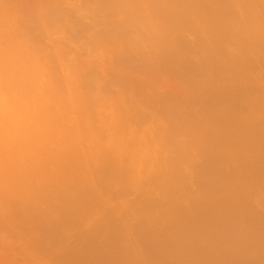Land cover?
I'll return each instance as SVG.
<instances>
[{
	"label": "bare ground",
	"instance_id": "6f19581e",
	"mask_svg": "<svg viewBox=\"0 0 264 264\" xmlns=\"http://www.w3.org/2000/svg\"><path fill=\"white\" fill-rule=\"evenodd\" d=\"M17 11L0 14L20 71L5 98L30 104L9 112L0 210H23L0 243L24 232L30 264H264V0H39L14 27ZM49 174L68 184L45 191Z\"/></svg>",
	"mask_w": 264,
	"mask_h": 264
},
{
	"label": "rangeland",
	"instance_id": "374dc122",
	"mask_svg": "<svg viewBox=\"0 0 264 264\" xmlns=\"http://www.w3.org/2000/svg\"><path fill=\"white\" fill-rule=\"evenodd\" d=\"M6 3H10L12 4L14 7L18 8V11L14 14V27H18L20 25H22L23 23H29V19H30V13L31 11L35 10L38 5H39V0H10L9 2L6 0H0V14L2 12V9L4 8ZM186 34V35H185ZM184 37H186L185 39L187 40H191V37L193 36L192 33L184 31L183 32ZM47 44V41H43L39 44H37V47H44ZM70 59L76 58V56H74L73 53H69L68 54ZM7 63V66L5 67ZM20 71H19V60H13L12 57L10 56V49L7 47V45L4 42H0V187L3 186L4 184V179L7 176V170L5 168H3V162L6 159L11 158V156L13 155L14 151H11L10 149H8V144L7 142V133H8V129L11 127L10 126V122H9V112L10 110H19L21 108H26L29 107L30 104V99L27 96H23L20 99H10L8 102H6V98L5 95L8 94V81L11 79H16V77L19 75ZM46 87V83L43 80H39V81H35L34 83H32V86L29 87V89H26L25 92L27 94L32 93L37 91L38 93H41L45 90ZM2 103H4V105L2 106ZM4 109L8 110L7 112L4 111ZM17 113V112H16ZM41 121H40V125H41V129L44 128L47 124V121L42 118L41 116H39ZM68 121V122H66ZM71 121L66 119L62 122V124L65 127H68L71 123ZM32 129V125L30 126V130ZM28 148V145L26 146L25 144L21 145V148ZM20 148V149H21ZM37 152V151H36ZM110 155V153L108 151L104 152L103 157H108ZM20 164V162H18ZM50 164H43L40 167V170H44L47 167H49ZM18 168L20 169L19 171V176L21 177V179L25 182H30L33 178L32 173L27 172L23 169V166L20 165L18 166ZM49 178H48V186H46V190L49 193H53L56 191V186H53L54 182L57 183H64L68 184L67 181H65L64 179H62V175L60 174H49ZM78 179V174L73 173V175L70 177L71 181H75ZM34 190V187L30 186L26 188V195H29L32 191ZM6 207L4 209L0 210V226H5V223L7 224L9 216H10V212H17V213H21L23 210V205L21 204V202L15 198H10L7 197V200L5 202ZM42 203L38 205V207L36 208L35 212L42 215L46 208ZM18 233V232H17ZM21 235V236H20ZM17 236V235H16ZM10 237V239L8 240L9 243L10 241L12 243H16L17 239H19L18 241H20V246L16 244L10 243L9 245H6V243H4V245H2L0 243V264H30L29 263V258L28 261H26L27 256L23 255V253H21L22 251L20 250L21 248H24V251L27 252L26 249V235H24V232L19 231V237ZM24 237V238H23ZM17 238V239H15ZM7 242V241H6ZM19 244V243H18ZM22 244V245H21ZM20 247V249H19ZM25 252V253H26ZM18 254V255H17ZM20 254V255H19ZM27 254V253H26ZM17 255V256H16ZM19 256V257H18ZM25 259V261L23 260ZM31 261V260H30ZM33 261V260H32ZM33 264V262H31Z\"/></svg>",
	"mask_w": 264,
	"mask_h": 264
}]
</instances>
